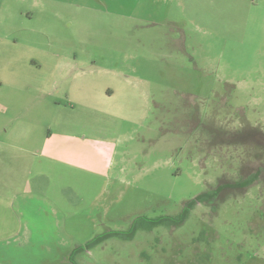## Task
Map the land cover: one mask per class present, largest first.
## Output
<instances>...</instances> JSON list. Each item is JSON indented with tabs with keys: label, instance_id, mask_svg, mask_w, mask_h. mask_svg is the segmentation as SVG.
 Segmentation results:
<instances>
[{
	"label": "rangeland",
	"instance_id": "rangeland-1",
	"mask_svg": "<svg viewBox=\"0 0 264 264\" xmlns=\"http://www.w3.org/2000/svg\"><path fill=\"white\" fill-rule=\"evenodd\" d=\"M262 141L264 0H0V264H264Z\"/></svg>",
	"mask_w": 264,
	"mask_h": 264
},
{
	"label": "trees",
	"instance_id": "trees-1",
	"mask_svg": "<svg viewBox=\"0 0 264 264\" xmlns=\"http://www.w3.org/2000/svg\"><path fill=\"white\" fill-rule=\"evenodd\" d=\"M262 144H264V141L262 142ZM253 179V178H252ZM254 180H248V183L247 185L253 183ZM247 181H245L244 183H240V184H245ZM228 186L225 185V186H222V187H219L217 188L216 190L213 191V193L215 194H219L222 190H224L225 188H227ZM212 193V192H211ZM208 194H203L193 200H191L190 202H188L183 210V212L176 218V220H173L168 218L167 217V224H172V225H181L183 224L189 217V214H190V211L199 203H203L205 202L203 199L207 196ZM162 223H165L162 222V221H159V220H156L154 221V224L153 223H150V229L154 228V227H157L158 225H161ZM154 225V226H153ZM137 229H133L132 232L130 233V236H133L135 233H136ZM113 236H119L121 237L122 234L120 233H113V234H108V235H104V236H99L97 238H95L94 240H92L91 242L87 243L86 244V249L88 248H94L97 244L101 243L103 240H105L107 237H113ZM78 251H82V248L81 249H76L75 252H78Z\"/></svg>",
	"mask_w": 264,
	"mask_h": 264
},
{
	"label": "crops",
	"instance_id": "crops-1",
	"mask_svg": "<svg viewBox=\"0 0 264 264\" xmlns=\"http://www.w3.org/2000/svg\"><path fill=\"white\" fill-rule=\"evenodd\" d=\"M0 166H2V163L0 162ZM11 203L12 198L11 195H8L6 197L0 196V214H4L5 218H7V223H10L9 218L11 217Z\"/></svg>",
	"mask_w": 264,
	"mask_h": 264
},
{
	"label": "flooded vegetation",
	"instance_id": "flooded-vegetation-1",
	"mask_svg": "<svg viewBox=\"0 0 264 264\" xmlns=\"http://www.w3.org/2000/svg\"><path fill=\"white\" fill-rule=\"evenodd\" d=\"M262 142H263V141H262ZM255 179H256V178L253 177V179H252V177H251V180H255Z\"/></svg>",
	"mask_w": 264,
	"mask_h": 264
}]
</instances>
